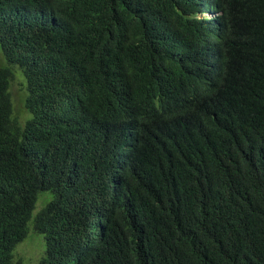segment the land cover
<instances>
[{"label":"trees","instance_id":"16d2710c","mask_svg":"<svg viewBox=\"0 0 264 264\" xmlns=\"http://www.w3.org/2000/svg\"><path fill=\"white\" fill-rule=\"evenodd\" d=\"M0 49V264L30 222L37 264H264V0H0Z\"/></svg>","mask_w":264,"mask_h":264},{"label":"rangeland","instance_id":"374dc122","mask_svg":"<svg viewBox=\"0 0 264 264\" xmlns=\"http://www.w3.org/2000/svg\"><path fill=\"white\" fill-rule=\"evenodd\" d=\"M206 17H213L212 14H206ZM1 49H0V67H8ZM13 68V79L11 82L10 93L12 96V108L13 116L17 119L16 123L23 127L25 123L30 120L33 115L26 109L27 91V79L21 69L18 67ZM12 116V118H13ZM52 198L51 193H41L37 198V202L34 207L33 214L43 207V205ZM46 252L45 237L38 233L33 228V223L29 224V235L24 243L20 244L14 251V261L17 263L19 260H23L24 264H37L38 261L44 256Z\"/></svg>","mask_w":264,"mask_h":264},{"label":"clouds","instance_id":"9594fccd","mask_svg":"<svg viewBox=\"0 0 264 264\" xmlns=\"http://www.w3.org/2000/svg\"><path fill=\"white\" fill-rule=\"evenodd\" d=\"M210 14H212L211 12H210ZM213 15V14H212ZM201 17H206V14L204 15V14H202L201 15ZM206 18H208V17H206Z\"/></svg>","mask_w":264,"mask_h":264}]
</instances>
